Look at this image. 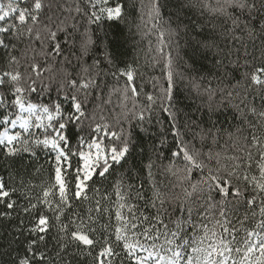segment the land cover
Wrapping results in <instances>:
<instances>
[{
  "label": "snow or ice",
  "instance_id": "snow-or-ice-1",
  "mask_svg": "<svg viewBox=\"0 0 264 264\" xmlns=\"http://www.w3.org/2000/svg\"><path fill=\"white\" fill-rule=\"evenodd\" d=\"M127 7L0 0V264H264V0Z\"/></svg>",
  "mask_w": 264,
  "mask_h": 264
},
{
  "label": "trees",
  "instance_id": "trees-1",
  "mask_svg": "<svg viewBox=\"0 0 264 264\" xmlns=\"http://www.w3.org/2000/svg\"><path fill=\"white\" fill-rule=\"evenodd\" d=\"M127 4L126 15L122 21H109L104 25V29L98 31L97 34L101 36V39H105L104 31L108 32L107 41L109 42V48L117 55H121V59L135 62L140 66L141 72L144 74V80L149 81L150 77H159L161 70L159 66L153 67V60L156 57V35L154 33H148V30L144 28L140 19L142 12L147 11L146 8L142 9V4L147 5L148 0H125ZM111 25V27H109ZM102 54V52H101ZM186 83L180 84L178 87L183 90L186 87ZM146 90L151 91V83L146 84ZM145 147H148L149 141L147 137L143 141ZM43 157L38 161L32 162L33 168L39 167L43 164ZM167 163V161H165ZM162 178V177H158Z\"/></svg>",
  "mask_w": 264,
  "mask_h": 264
}]
</instances>
